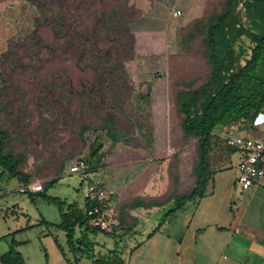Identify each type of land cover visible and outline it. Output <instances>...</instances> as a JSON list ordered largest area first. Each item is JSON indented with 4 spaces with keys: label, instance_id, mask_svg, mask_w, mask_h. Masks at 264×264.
Listing matches in <instances>:
<instances>
[{
    "label": "rangeland",
    "instance_id": "1",
    "mask_svg": "<svg viewBox=\"0 0 264 264\" xmlns=\"http://www.w3.org/2000/svg\"><path fill=\"white\" fill-rule=\"evenodd\" d=\"M67 2L79 6L82 39H90L80 48H64L63 41L56 40L49 27L39 28L38 35L46 46L40 50L41 63L36 69L23 71L15 67L13 54L17 53L24 64L29 63V57L12 45L32 32L35 9L21 4L16 11L18 15L15 10L9 12L0 23V129L7 134L4 152L19 160L23 173L45 184L39 194L20 193L23 184L0 176V219L6 220L8 226L21 228L16 233L20 235L17 253L28 264H93L95 258L116 248L129 264L132 249L125 244L135 236L132 229L126 232L123 229L118 237L102 231L88 232L89 241L96 243L76 254L70 250L66 233L56 226L61 222L59 206L45 197L56 198L65 206L73 202L83 204L87 182L83 184L78 175L70 174L67 164L76 157L89 161L99 145L104 146L102 162L110 161L115 153L111 149L112 136L120 142L116 152L122 157L125 153L123 159L127 163L141 162L144 170L139 176H122L121 198L139 194L150 184L149 192L167 201L160 219L163 220L175 207L170 200L195 188L194 171L200 162V152L197 139L184 133L185 117L179 111L177 96L181 90L206 83L210 66L205 57L204 30L210 17L221 13L226 0H209L204 15L186 26L180 50L156 58L137 55L135 49L143 40H137L133 34L126 36L119 47L116 37L103 29L106 21L103 18L102 22V12L117 10L125 18L134 15L124 0ZM12 16V20L19 21L15 37L5 24V21L11 24ZM91 36H97L96 41ZM94 42L103 54H122L116 65L125 67L124 71L111 77L95 76L90 59L85 57L77 64L82 49L90 50ZM42 80L51 83H40ZM224 141H212L215 145L208 151L210 166L215 165L218 153L226 147ZM225 177L232 178V173L227 171ZM51 181L56 182L49 185ZM149 225L148 221L138 229V241L143 228ZM122 233L126 234L121 236ZM11 241L10 238L0 242V253L7 250ZM135 244L132 242L130 246ZM93 252L95 257L91 255Z\"/></svg>",
    "mask_w": 264,
    "mask_h": 264
},
{
    "label": "crops",
    "instance_id": "2",
    "mask_svg": "<svg viewBox=\"0 0 264 264\" xmlns=\"http://www.w3.org/2000/svg\"><path fill=\"white\" fill-rule=\"evenodd\" d=\"M129 8L134 11L131 20L132 34L137 40H143L135 49L139 57L156 58L172 55L180 50L186 26L193 20L201 18L207 8L209 0H124ZM19 3V4H18ZM29 4L28 0H0V23L9 12L18 7ZM13 9V10H12ZM179 10L182 15L173 16V12ZM14 14V15H15ZM33 17H36V9ZM13 15V16H14ZM11 24L5 21L6 30L12 37L16 35V27L19 21L12 20ZM4 30L5 32H7ZM4 33V32H3ZM1 87V85H0ZM238 125L236 134L252 139H264V112L259 115L253 127L244 129ZM229 127H217L210 140L224 141L229 133ZM226 146V143L224 141ZM123 148V147H121ZM111 155L110 161L102 162L97 169H91L94 180L103 182L108 191L112 192L111 200L120 210L118 234L132 229L134 237L131 242L125 244L131 250L129 264H264V180L257 181L249 190L239 193L236 188L238 171L236 166L240 155L238 152L223 148L218 153L214 166H210L206 176L203 196L194 201H189L182 209L169 210L165 219L160 220L165 213L167 201L162 200L161 195L149 192L150 184L142 189L139 194H133L125 198L120 197L122 176L133 174L141 175V162L127 163L123 153ZM115 154V155H114ZM126 162V163H124ZM124 163V164H121ZM95 164V163H94ZM69 168V164H67ZM232 173V178L225 177L226 172ZM80 177V176H79ZM82 183H91L92 179L80 177ZM82 184V186H83ZM121 184V185H120ZM37 194V193H36ZM86 199V198H85ZM174 202V198L170 200ZM169 202V201H168ZM77 209L85 212V201L77 204ZM70 203V204H73ZM69 204V205H70ZM0 242L12 239L7 250L0 253V264H28L23 258L19 261L11 250L18 252L17 232L21 228L8 226L6 220L0 219ZM150 222L148 228H143L140 241L137 240L138 229ZM162 221V222H161ZM86 227L77 226L75 238L85 237V244L77 247L81 251L94 246L87 235ZM95 234V233H94ZM126 233H122L121 236ZM119 235V237L121 238ZM132 242L136 244L132 245ZM118 247V246H117ZM143 255H139L140 252ZM95 257V252L91 254ZM113 255L120 258L123 264H127L119 248L108 250L105 255H100L96 260H109Z\"/></svg>",
    "mask_w": 264,
    "mask_h": 264
},
{
    "label": "trees",
    "instance_id": "3",
    "mask_svg": "<svg viewBox=\"0 0 264 264\" xmlns=\"http://www.w3.org/2000/svg\"><path fill=\"white\" fill-rule=\"evenodd\" d=\"M35 9L33 30L22 42L12 44L20 48L29 57V63L24 64L17 53L15 67L26 69L39 68L41 63L40 50L46 45L38 35L39 28L49 27L56 40H62L64 48H80L88 39H82L84 30L79 29V6H71L67 0H28ZM127 4V3H126ZM128 6V5H127ZM102 22L106 24L103 29L117 39L120 47L126 36H132L131 20L133 16L125 18L117 10L109 13L102 12ZM104 26V25H103ZM122 36H118V35ZM96 41L97 36H91ZM248 42V45L246 43ZM205 57L210 66V73L205 84L198 88L181 90L177 96L179 111L184 115L182 124L184 133L188 137L197 139L200 152V162L195 168V188L187 193L174 197L176 209H182L189 201L203 196L206 176L209 173L208 151L214 130L219 126L231 127L234 125H249L253 127L257 118L264 112V0H226L220 14L210 17L205 30L204 39ZM77 64L87 57L95 76L107 74L111 77L124 71L116 64L122 59V54L115 56L110 52L98 50L95 42L90 50L82 49ZM6 52V56H9ZM15 63V62H14ZM3 73V71H2ZM3 87L6 80L3 75ZM40 83H51L42 80ZM85 132L83 129L82 133ZM7 134L0 129V170L1 177L16 179L26 185L33 179L19 169V160L12 154L4 152V140ZM111 149L120 146L115 136L111 137ZM104 146L99 145L91 153V159L85 161L91 169L102 165ZM102 157V158H101ZM101 158V159H100ZM95 163V164H94ZM56 181L49 182L53 185ZM39 194V193H38ZM51 203L59 206L61 222L57 228L64 231L68 238L70 250L79 252L77 244L84 245L85 237L76 239L75 230L79 225L86 227L92 233L101 232L99 229L89 227L91 217L87 212L92 208L89 198L85 199V212L79 211L75 203L65 204L52 197H45ZM66 207V209H65ZM113 236L115 234H112ZM19 261L22 257L11 250ZM94 264H123L116 255L109 260H96Z\"/></svg>",
    "mask_w": 264,
    "mask_h": 264
},
{
    "label": "built area",
    "instance_id": "4",
    "mask_svg": "<svg viewBox=\"0 0 264 264\" xmlns=\"http://www.w3.org/2000/svg\"><path fill=\"white\" fill-rule=\"evenodd\" d=\"M182 12L176 10L173 16L179 17ZM237 125L229 127V133L225 136L228 149L236 151L240 155L236 166L238 177L235 184L239 193L249 190L257 181L264 180V139H252L236 134ZM69 173L78 175L84 179L91 178L88 183L86 198H89L92 208L87 212L91 217L89 227L99 229L107 234H117L119 228L120 210L111 200L112 192L99 180H94L89 164L84 157H76L69 161ZM45 189V184L32 180L19 188L20 193L36 194Z\"/></svg>",
    "mask_w": 264,
    "mask_h": 264
}]
</instances>
